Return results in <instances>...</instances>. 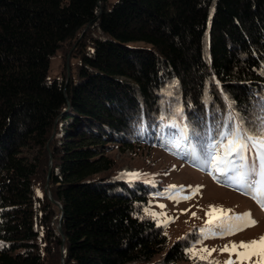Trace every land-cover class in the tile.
Masks as SVG:
<instances>
[{
	"label": "trees",
	"instance_id": "1",
	"mask_svg": "<svg viewBox=\"0 0 264 264\" xmlns=\"http://www.w3.org/2000/svg\"><path fill=\"white\" fill-rule=\"evenodd\" d=\"M57 51L75 62L49 80ZM262 98L264 0H0V264L186 259L199 232L168 243L158 184L108 152L173 122L215 136Z\"/></svg>",
	"mask_w": 264,
	"mask_h": 264
},
{
	"label": "rangeland",
	"instance_id": "2",
	"mask_svg": "<svg viewBox=\"0 0 264 264\" xmlns=\"http://www.w3.org/2000/svg\"><path fill=\"white\" fill-rule=\"evenodd\" d=\"M67 50V49H66ZM67 54V55H66ZM70 51H57L49 61L47 78L53 79L61 77L63 72L66 79L70 74V65L75 62L71 58ZM73 66V65H72ZM175 137L160 138L161 144L146 145L137 143L134 145L117 146L113 144L108 154L114 158L117 169L125 173H140L139 177L146 178L152 183L158 184V192L148 203L146 210L156 213V222L162 224L167 233L168 243L183 237L195 229L199 232L198 240L194 241L186 249L187 257L176 264H209V261H224L231 258L235 264H256L258 256H251L249 259H238L235 252H221L219 249L224 245H231L233 242L258 240L264 235V209H262L250 195L244 194L235 187L227 186L217 182L207 171H202L193 166L192 160L185 155H176L170 150ZM50 164V162H49ZM51 165V164H50ZM49 165V166H50ZM175 185L176 188L169 186ZM200 187L199 191L192 195V188ZM179 186H184L181 191ZM188 186H192L189 188ZM49 191L47 196L49 197ZM188 196L190 199H173V196ZM163 205V207H161ZM209 205L220 206L231 210L229 216L239 215L245 212L251 213V218L257 223L253 226L243 227L241 231H236L231 235H215L201 228L205 227L208 220L206 212ZM186 210V211H185ZM195 213V216H193ZM152 216V215H150ZM171 217L172 219L163 224L162 221ZM239 221H228L229 226H234ZM205 235L208 238H205ZM216 249L210 255L197 251L196 255L189 252V249L199 250L201 248ZM244 251V249H237ZM200 255L207 256V259H199ZM158 256L155 257V260Z\"/></svg>",
	"mask_w": 264,
	"mask_h": 264
},
{
	"label": "snow or ice",
	"instance_id": "3",
	"mask_svg": "<svg viewBox=\"0 0 264 264\" xmlns=\"http://www.w3.org/2000/svg\"><path fill=\"white\" fill-rule=\"evenodd\" d=\"M228 106V118L222 125L217 124L215 136L212 128L206 129L201 134L191 129L187 124L179 127L173 122L170 126L176 128L177 131L173 134L175 138L171 142L172 148L170 150L173 154L188 156L192 160L193 166L202 171H207L217 182L235 187L244 194L250 195L264 209V98H262L259 106V114L251 122L246 121L244 117L233 110L231 101H229ZM176 112L182 114V110L179 108L176 109ZM160 119L163 121L164 117L161 116ZM249 124L251 126H248ZM168 126L164 125V127ZM121 175L139 178L142 174L133 172L122 173ZM169 187L176 188L177 186L172 185ZM183 187L179 186L181 191ZM188 187L192 188V186ZM200 187L202 186L198 185L192 188L191 194H196ZM170 198L190 199L191 196L181 195ZM146 211L154 217L157 215L151 210ZM230 211L220 206L209 205V210L206 212L208 220L205 221V227L201 228V232L204 233L206 230L213 236L231 235L236 231H241L243 227L253 226L257 223L251 218L250 212L229 216ZM193 216H195V213H193ZM171 219L169 217L162 223L167 224ZM230 220L239 221L240 223L229 226L228 221ZM205 238H208V236L205 235ZM2 246L0 244V247ZM237 249H244V251H237ZM188 251L193 255H196L197 251L210 255L216 249L205 247L199 250L193 248ZM219 251L229 252L230 255L235 252L240 260L249 259L255 255L259 257L256 264H264V235L258 240L233 242L230 246L224 245ZM199 259H207V256L200 255ZM209 264H221V262L209 261ZM223 264H235V262L229 258Z\"/></svg>",
	"mask_w": 264,
	"mask_h": 264
},
{
	"label": "water",
	"instance_id": "4",
	"mask_svg": "<svg viewBox=\"0 0 264 264\" xmlns=\"http://www.w3.org/2000/svg\"><path fill=\"white\" fill-rule=\"evenodd\" d=\"M49 198H50L51 200H53V199L51 198L50 194H49ZM58 230L60 231V227H59V225H58ZM61 264H63V262H61Z\"/></svg>",
	"mask_w": 264,
	"mask_h": 264
}]
</instances>
